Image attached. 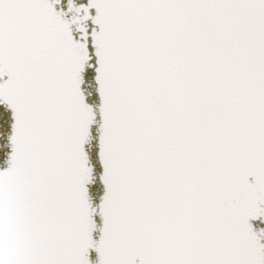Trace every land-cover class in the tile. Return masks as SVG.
Returning <instances> with one entry per match:
<instances>
[{"label":"snow or ice","instance_id":"obj_1","mask_svg":"<svg viewBox=\"0 0 264 264\" xmlns=\"http://www.w3.org/2000/svg\"><path fill=\"white\" fill-rule=\"evenodd\" d=\"M255 220L264 0H0V264H264Z\"/></svg>","mask_w":264,"mask_h":264},{"label":"water","instance_id":"obj_2","mask_svg":"<svg viewBox=\"0 0 264 264\" xmlns=\"http://www.w3.org/2000/svg\"><path fill=\"white\" fill-rule=\"evenodd\" d=\"M252 223L254 224V226H256L257 229L264 228V222L260 220L252 221ZM93 256H95V254H93Z\"/></svg>","mask_w":264,"mask_h":264}]
</instances>
